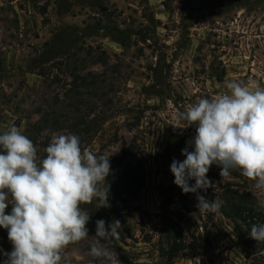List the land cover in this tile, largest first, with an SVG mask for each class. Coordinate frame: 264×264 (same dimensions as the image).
I'll return each mask as SVG.
<instances>
[{
  "label": "rangeland",
  "instance_id": "obj_1",
  "mask_svg": "<svg viewBox=\"0 0 264 264\" xmlns=\"http://www.w3.org/2000/svg\"><path fill=\"white\" fill-rule=\"evenodd\" d=\"M226 79L264 87V0H0V134L18 126L43 158L50 132L80 122L82 148L110 156L109 176L126 165L144 172L118 215L82 205L89 237L65 249L71 264L98 262L88 252L100 219L121 223L109 245L121 264H169L177 238L171 264H264L249 236L264 213L254 222L223 213L238 196L256 205L250 180L239 171L222 180L214 164V188L200 194L223 204L201 214L170 171L195 135L174 127L176 113L223 94Z\"/></svg>",
  "mask_w": 264,
  "mask_h": 264
},
{
  "label": "clouds",
  "instance_id": "obj_2",
  "mask_svg": "<svg viewBox=\"0 0 264 264\" xmlns=\"http://www.w3.org/2000/svg\"><path fill=\"white\" fill-rule=\"evenodd\" d=\"M223 86V94L200 98L176 113L183 124L174 127L194 126L195 135L181 151L185 159H173L170 165L173 183L184 194H196L201 214L216 213L223 201L200 194L214 188L207 176L210 168L217 165L222 180L239 171L257 194L254 210L264 213V87L243 79H226ZM50 136L46 156L40 158L18 126L0 134V227L12 244L4 264H71L65 249L89 237L91 215L82 205L95 200L98 207L109 206L110 185H104L110 156L82 148L76 134ZM121 228L119 220L96 221L88 252L93 261L121 264L109 247L121 238ZM249 236L264 243V223L253 224Z\"/></svg>",
  "mask_w": 264,
  "mask_h": 264
},
{
  "label": "trees",
  "instance_id": "obj_3",
  "mask_svg": "<svg viewBox=\"0 0 264 264\" xmlns=\"http://www.w3.org/2000/svg\"><path fill=\"white\" fill-rule=\"evenodd\" d=\"M85 124L80 122L73 124L70 128L71 131L78 135L81 139V146L84 145V136H82L83 127ZM88 133V132H85ZM89 134V133H88ZM87 136V135H86ZM123 159L118 160V164H123ZM145 182V176L143 170L131 166H124L120 173L108 176L107 185L109 184V195L107 207H102L103 211L110 215H118L119 209L116 205L117 202H125V198L136 197L143 189ZM254 205H249V203L244 201V198L238 196V200L234 201L231 206L232 212H227L223 209L225 215L235 214L239 218H246L250 222H254L260 216V213L255 211ZM11 212V206L9 205L6 209V214ZM12 250V244L8 240L7 230L0 227V264H4L6 257L5 252H10ZM182 250L181 238H177L173 247L170 249L169 253V264H171L174 256H176ZM260 250H264V243H261ZM95 264H99L96 262Z\"/></svg>",
  "mask_w": 264,
  "mask_h": 264
}]
</instances>
